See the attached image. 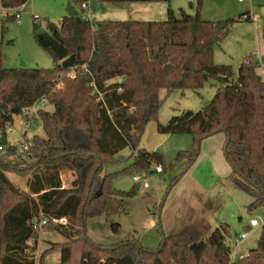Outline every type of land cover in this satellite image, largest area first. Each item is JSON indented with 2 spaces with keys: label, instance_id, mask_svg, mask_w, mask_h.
<instances>
[{
  "label": "trees",
  "instance_id": "obj_1",
  "mask_svg": "<svg viewBox=\"0 0 264 264\" xmlns=\"http://www.w3.org/2000/svg\"><path fill=\"white\" fill-rule=\"evenodd\" d=\"M28 1L0 3L3 8L16 9ZM152 1L72 0V4L79 9L87 3L95 13L105 4L122 8ZM204 1L197 0L195 15L183 9L176 14L169 7V18L162 22L86 21L81 13L74 18L65 16L58 24L48 21L45 33L36 25L35 39L52 56V69H5L0 54V144L7 147L0 159V264H36L32 240L38 232L32 224L41 214L69 220L67 227H55L68 240L60 248L61 264H69L76 255L79 264L230 262L228 240L232 235L227 224H220L208 238L189 228L163 234L156 250L143 247L134 233L112 246L96 244L88 236L87 221L109 212L107 190L127 200L137 194L138 188L113 190L111 174L100 177L117 155L127 148L132 151L133 176L152 173L153 165L165 172L162 154L140 148L152 121H157L161 134L193 136L192 151L178 157L187 158L189 166L196 162L203 140L223 134V150L233 170L229 180L254 199L249 209L264 206V79L253 58L243 61L238 75L232 66L214 62L216 47L230 35L236 20L204 21L200 15ZM239 20L252 21L249 13ZM72 55L74 66L64 69L62 62ZM209 81L220 86L205 108L184 112L167 125L158 122L162 90L167 95L177 90L200 94ZM44 97L55 109L38 112L46 136H35L34 148L18 154L10 146L7 131L25 109ZM28 159L33 162L25 169L12 166L26 164ZM8 170L31 174L28 193L13 185L6 176ZM64 171L76 175L71 189L63 188ZM98 183L100 190L92 195ZM12 197L16 201L8 203ZM159 225L162 230L160 218ZM262 262L263 235L258 247L236 264Z\"/></svg>",
  "mask_w": 264,
  "mask_h": 264
},
{
  "label": "rangeland",
  "instance_id": "obj_2",
  "mask_svg": "<svg viewBox=\"0 0 264 264\" xmlns=\"http://www.w3.org/2000/svg\"><path fill=\"white\" fill-rule=\"evenodd\" d=\"M90 1L97 3L99 0ZM70 2L72 3V0H29L22 10L21 20L0 18L2 67L52 69L54 60L38 45L34 35L35 26L37 25L40 33L48 32V21L58 24L67 16L66 9ZM169 7L176 14L183 9L188 14L195 15L197 0H169V3L155 0L130 3L122 8L105 4L103 9L99 8L93 13L90 8L86 14L92 21L95 18L97 21L162 22L169 18ZM244 13H249L252 21H240L239 18ZM200 15L204 21L209 22L236 20L230 35L215 49L216 64L232 66L238 75L239 68L246 58H253L257 63L264 60V0H205ZM257 72L264 79V69L258 68ZM219 86L218 82L209 81L200 94L191 90H177L167 95L166 91L162 90L158 122L167 125L172 118L181 116L184 112L201 111L214 98ZM36 110L53 113L55 109L50 104L43 106L38 103ZM35 122L36 124L27 131L26 139V118L17 117L14 130L8 135L9 141L21 147L26 140L31 141L35 136L45 137L43 124L38 117ZM224 144L223 134L203 140L196 162L189 166L187 158L178 160V157L180 153L192 151L193 136L161 134L157 121L150 122L141 139L140 148L148 153L162 154L166 160L165 172L156 173L157 167L153 165L152 173L146 180L149 188H144L143 184L137 186L132 179L134 173L130 170L133 163L132 151L127 148L117 155L114 162L104 167L100 177L111 174L110 186L113 190L128 192L138 188L137 194L132 200H127L112 190L104 189L109 199V212L87 221L88 236L96 244L112 246L128 239L129 232L135 231L134 234L138 236L143 247L156 250L163 234H175L189 228L208 238L220 224H227L232 235L228 244L234 243L237 236L250 232L243 243L244 254L256 249L264 230V206L249 209L254 199L229 180L233 170L226 160ZM32 162L33 160L28 159L26 164L15 162L12 166L25 169ZM6 176L19 191L29 192L28 182L31 174L19 175L8 170ZM178 178L180 180L177 183ZM75 179L73 171H64L63 188L71 189ZM100 187L99 183L96 184L92 188V195L98 192ZM14 201L16 197L9 198L8 203ZM153 218L155 222L151 226ZM252 219H258L261 226L252 228ZM67 241L54 226L40 230L32 240L36 264H61L60 248ZM69 264H79L77 255Z\"/></svg>",
  "mask_w": 264,
  "mask_h": 264
},
{
  "label": "built area",
  "instance_id": "obj_3",
  "mask_svg": "<svg viewBox=\"0 0 264 264\" xmlns=\"http://www.w3.org/2000/svg\"><path fill=\"white\" fill-rule=\"evenodd\" d=\"M25 6L26 4H23L22 6L16 9L1 7L0 8V18L3 20L8 19V18H14L15 20H21L22 10L25 8ZM90 8H91L90 5L86 3V4H83L81 8L78 9L80 13H83V18L86 21L92 20L91 17H88V15L86 14V12L90 10ZM258 68L264 69V60L258 63ZM61 86L62 85H59L58 88H61ZM38 103L42 104L43 106L49 104L47 98L44 97L38 100L32 107L25 109L23 114L21 115L26 118L25 134H24V137L26 139H27V136H26L27 131L30 130L36 124L35 120H36V117H38V112H39V110H36V105ZM13 130L14 128H9L7 131V135L13 132ZM1 137H2V134H0V139ZM10 146L15 147L18 154H22V153L28 152L31 149H33L35 144L32 139L31 141L26 140L25 144L21 147H17L16 145H13L11 142H10ZM6 151H7V147L0 144V159L4 156ZM156 173L158 174L164 173L163 168L157 167ZM148 177H149L148 173H143L140 175L133 176L132 179L136 185L141 186L143 184L144 188L148 189L149 184L146 181ZM250 224H251V227L255 229L261 226V223L258 221V219H252ZM32 225H33L34 231L39 232L40 230L44 229L46 226H49V225L54 226V227H57V226L67 227L69 225V220L67 218L49 219L41 214L39 218L33 221ZM249 234L250 232H245L241 236H237L234 243L229 244L230 249H231V256H230V262L228 264H236L239 261H242L249 256V253L244 254V251H243V243L247 240V238L249 237Z\"/></svg>",
  "mask_w": 264,
  "mask_h": 264
},
{
  "label": "water",
  "instance_id": "obj_4",
  "mask_svg": "<svg viewBox=\"0 0 264 264\" xmlns=\"http://www.w3.org/2000/svg\"><path fill=\"white\" fill-rule=\"evenodd\" d=\"M66 11H67V17H70V18L79 17L81 15V13L76 9V7L71 2L68 3ZM75 59L76 58L74 55L67 58L66 60L62 62V67L64 69L72 68L75 64ZM263 238H264V230H263Z\"/></svg>",
  "mask_w": 264,
  "mask_h": 264
},
{
  "label": "crops",
  "instance_id": "obj_5",
  "mask_svg": "<svg viewBox=\"0 0 264 264\" xmlns=\"http://www.w3.org/2000/svg\"><path fill=\"white\" fill-rule=\"evenodd\" d=\"M91 2V1H90ZM77 10H78V8H76ZM245 14V13H244ZM251 16V15H250ZM92 18H93V15H92ZM93 19H95V18H93ZM251 19H253L252 17H251ZM225 137V136H224ZM162 174V173H161ZM150 211V210H149ZM154 218L151 220V226H153L154 225ZM129 233H131V232H129ZM133 233H135V231L133 232Z\"/></svg>",
  "mask_w": 264,
  "mask_h": 264
}]
</instances>
